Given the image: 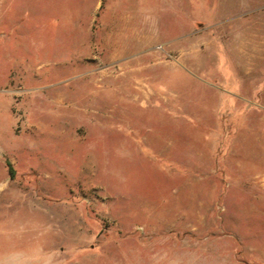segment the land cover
Returning a JSON list of instances; mask_svg holds the SVG:
<instances>
[{"label":"rangeland","instance_id":"obj_1","mask_svg":"<svg viewBox=\"0 0 264 264\" xmlns=\"http://www.w3.org/2000/svg\"><path fill=\"white\" fill-rule=\"evenodd\" d=\"M0 264H264V0H0Z\"/></svg>","mask_w":264,"mask_h":264},{"label":"trees","instance_id":"obj_2","mask_svg":"<svg viewBox=\"0 0 264 264\" xmlns=\"http://www.w3.org/2000/svg\"><path fill=\"white\" fill-rule=\"evenodd\" d=\"M11 175L14 176V171L13 170H11Z\"/></svg>","mask_w":264,"mask_h":264}]
</instances>
